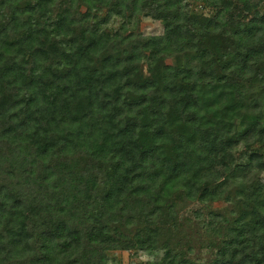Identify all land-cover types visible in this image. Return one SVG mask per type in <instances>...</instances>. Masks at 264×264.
<instances>
[{
	"label": "trees",
	"instance_id": "16d2710c",
	"mask_svg": "<svg viewBox=\"0 0 264 264\" xmlns=\"http://www.w3.org/2000/svg\"><path fill=\"white\" fill-rule=\"evenodd\" d=\"M18 1L0 0V264H107L106 251L151 248L183 206L227 199L230 186L238 214L201 219L221 237L211 257L162 244L154 264H251L264 183L245 177L264 170L253 151L264 89L244 76L264 77V0H202L207 16L182 0ZM140 14L194 64L143 76Z\"/></svg>",
	"mask_w": 264,
	"mask_h": 264
},
{
	"label": "rangeland",
	"instance_id": "374dc122",
	"mask_svg": "<svg viewBox=\"0 0 264 264\" xmlns=\"http://www.w3.org/2000/svg\"><path fill=\"white\" fill-rule=\"evenodd\" d=\"M30 0H19L18 5L22 6ZM182 8L191 15L207 16L211 8L202 0H182ZM260 14L264 15V1L258 6ZM100 11L98 15H101ZM120 19L113 16L107 23V27L113 26L116 28L120 23ZM133 25L136 26L140 34L138 42L141 46L142 55L140 58L139 70L143 76L149 75L150 72H180L184 71L188 66L193 65L195 60L190 59L191 50L187 44L181 45V48H175L170 40L167 32L163 29V22L149 15L140 14L135 19H131ZM262 66V67H261ZM259 71L264 72V65H261ZM182 73V72H181ZM166 74V73H165ZM254 73L244 76L245 81H249L252 86L260 85L264 89V77L254 78ZM259 97L258 110L259 121L264 125V94ZM242 116L247 118L252 117L255 112H247L243 110ZM236 131L242 129V125L238 119H235ZM242 144H238L234 148L233 154L238 159L239 163H244L248 154L243 152ZM255 153L260 155L261 161H264V143L253 149ZM245 179H258L260 183H264V170L253 171L246 175ZM230 197L225 199L223 196L211 202L192 201L183 206L178 214V225L171 231L164 233L158 231L151 238V248L142 250H108L106 251L107 264H154L160 261L164 252L161 249L162 244L172 246V250L179 254L197 256L201 260L211 257V247H215L221 239L213 232L202 225L201 219L204 217L206 211H214L227 216L233 217L238 214L241 204V196L237 192V188L231 187L228 190ZM198 209L203 215L199 219L194 216L193 210ZM133 229V226H127L124 230L126 232ZM258 246L254 249L251 258V264H260L264 260V243L257 242Z\"/></svg>",
	"mask_w": 264,
	"mask_h": 264
}]
</instances>
